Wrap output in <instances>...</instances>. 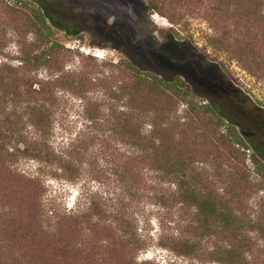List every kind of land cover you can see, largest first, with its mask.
<instances>
[{
    "label": "rangeland",
    "instance_id": "1",
    "mask_svg": "<svg viewBox=\"0 0 264 264\" xmlns=\"http://www.w3.org/2000/svg\"><path fill=\"white\" fill-rule=\"evenodd\" d=\"M46 1L58 11L63 26L56 27L47 18V29L37 21L39 0H0V64L16 67L24 57L44 49L50 53L49 62L42 66L30 62L31 80L54 77L60 71L66 76L59 87L47 85L57 102L49 133L54 150L66 148L86 130L84 113H94L97 105L112 106L110 123H102L121 128L118 116L129 102L116 88L139 79L140 93L130 108L145 114L141 125L150 129V123L160 127L168 123L175 131L185 129L181 138L169 134L173 141L167 145L174 153L161 159L183 158L188 162L186 172L199 175L203 182L211 174L226 180L228 207L233 214L240 212V222H252L254 228L244 248L245 259L230 257L226 251L211 252L212 240H202L203 250L196 255L175 252L166 243L181 231L189 237L194 231L176 219V196L169 194L170 184L161 183L150 171L151 162L129 159L131 186L122 193L113 182L111 172L129 156L122 153V133L106 138L114 154L93 163L104 168L103 175L90 167L89 179L70 181L20 153L33 127L27 123L18 134L22 122L17 113L11 117L13 125L0 128V141H8L14 154L0 150V205L7 212L0 217V264H19L14 257L28 264H129L132 259L136 264H264V171L253 159L264 161L250 146L227 144L223 135L230 120L210 119L200 109L211 100L216 108L223 106V94L210 83L212 79H220L226 88L264 109V0ZM66 25L82 29L80 36L69 34ZM22 71L29 73L26 68ZM151 75H182L190 93L177 94L164 85L149 93ZM73 78L82 85L70 86ZM25 95L28 92L21 98ZM203 161L212 168L202 169ZM141 167L143 173L138 175ZM245 173L248 185L240 180ZM29 176L34 183H29ZM85 193L117 210L120 228L94 224L92 231L81 230L74 214L83 206ZM38 200L60 212L55 222L44 217L40 227L30 215L37 211ZM124 233L139 238L142 248L128 245ZM215 240L234 241L224 233Z\"/></svg>",
    "mask_w": 264,
    "mask_h": 264
},
{
    "label": "trees",
    "instance_id": "2",
    "mask_svg": "<svg viewBox=\"0 0 264 264\" xmlns=\"http://www.w3.org/2000/svg\"><path fill=\"white\" fill-rule=\"evenodd\" d=\"M39 3L40 7L37 8L36 13L38 22L49 29L46 25V19L48 18L54 26H63L61 17L56 9L51 8L46 0H39ZM64 27L69 34L75 37L80 36L82 31V29L73 25H66ZM49 55L50 53L48 51L41 49L31 57L27 56L21 59L16 67L5 62L0 64V128L5 124L13 125L14 121L11 120V117L17 113L18 116H20V122H22V126L21 123H18V134L23 133L22 127L26 126L27 123L33 127L32 134L27 137V139H23L22 142L24 145L23 148L19 150L20 153L25 157L33 158L41 166L50 168V170H52L50 172L57 176H62L70 181H77L82 178L86 181L90 176L88 172L90 167L91 172H96L99 176L104 174V168H95L93 163L94 161L99 162L105 156L110 157L114 154L115 148L106 138L112 137L114 133H118L119 131L122 133L120 135L122 153L129 156L126 158L125 162H122L120 167H117V169L111 172L114 176L113 182L115 186L121 193L130 188L131 182L129 176L131 177V170L128 165L130 163L129 159L138 158L140 162L150 161L152 164L149 166L150 171L156 173L161 183L170 184L171 190L169 194L176 196L175 203L177 205L174 208H177V212H179L176 219H178L179 223L183 222L188 228L190 226L194 231L192 237L187 236L184 231H181L177 236H173L171 243H166V245L175 252L196 255L201 249L203 250L200 246L202 240H212L211 252L221 253L222 251H226L230 257L238 258L242 256L245 259L246 254L244 248L248 246L250 239L249 232L253 230L254 223L240 222V212L237 211V213L233 214V208L228 207L229 185L226 180L221 177L214 178V175L211 174L209 179L207 178V181L203 182L196 177L199 175L194 177L186 172L188 162L183 158L161 159L165 155L169 156L174 153L173 149L169 148L167 145L169 140L173 141L170 139L169 134L174 138L175 136L181 138L185 129L182 126L179 131H175L168 123H163V127L150 123V129H145V127L141 125V118H143L145 114L137 111L135 108H130V103L139 96L140 87L142 85L141 80L134 79L116 88V91L121 94L120 97L126 98L129 102V107L127 106V109L121 111L118 116L119 118L121 117L123 123L121 128L116 129L114 127H109V124L104 125L102 123H110V119L115 113L112 106H105L103 108L102 105H97V109L94 113L87 111L84 113V119L89 124L86 130L73 139L66 148L54 150L50 142L49 133L53 122V105H56L57 102L55 94L53 91L48 90L47 85L52 84L53 86L59 87V83H61L62 79L66 76L60 71V73L54 77H48L41 81H34L33 79L31 80V66H28L30 62H34L33 64L35 66H42L45 62H49V60L46 59ZM33 64L31 65L33 66ZM129 66L137 70V68L132 65ZM24 68L29 71L28 74L22 71ZM151 76L153 80L147 85V91L149 93H152L157 87L163 85L167 86V88H172L177 94L185 95L190 93L188 86H186L187 82L184 81L182 75H165L163 78L156 75ZM35 83H37L38 86H34ZM69 84L74 88L82 85L81 81L77 78H73ZM26 92H28V95H25V99H22V94H26ZM164 95L168 96L166 93H164ZM192 108L193 110L195 109V107ZM200 109L201 113L210 119L215 118L221 121L222 118L225 117L221 109L216 108L212 104L204 105ZM12 125H10V127H12ZM11 134L14 133L12 132ZM12 136H15V134ZM223 136L227 137V144L236 143L240 147H252L255 156L258 154L264 161V153L259 150L260 146L248 143L245 139V137H247L246 134L238 129L236 123L231 122V125L226 127ZM9 148L8 141H0V150L9 155H14L13 152L9 151ZM253 161L257 163L258 170L264 171L263 163H260L259 160L255 158ZM101 164L104 165L105 163ZM203 164L204 165L201 166L202 169H206L207 166L212 168V165L204 161ZM222 166L223 165H220V167ZM143 168L144 167L137 168L138 175H142ZM32 178L34 177H27L29 183L35 182ZM240 180L245 185L251 183L246 173L241 175ZM245 187L248 188L247 186ZM84 198L85 201L83 206L74 214L79 218V222H81V230L92 231L93 228L91 226L94 224H100L108 228L111 227L112 224H115L117 228H120L121 223H118V218H120L118 216L120 215L117 210L111 208L102 201H98V199L95 201L88 194H86ZM36 207L37 211H32L30 215L36 218L40 227H42L46 220L44 217L55 222L60 216V212L46 208L42 200H38L35 208ZM6 213L5 209L0 205V217ZM174 221L177 222V220ZM51 232L55 233V230ZM223 233L230 235L234 240L233 243L227 240L222 244L220 241L215 240L219 234ZM123 237H125V241H127L126 243L128 245H134L136 249L142 248L143 242H141L139 238L135 236L134 238L128 237L126 233H124ZM14 259H16L19 264H28L26 259L15 257ZM129 264L136 263L134 259H132Z\"/></svg>",
    "mask_w": 264,
    "mask_h": 264
},
{
    "label": "flooded vegetation",
    "instance_id": "3",
    "mask_svg": "<svg viewBox=\"0 0 264 264\" xmlns=\"http://www.w3.org/2000/svg\"><path fill=\"white\" fill-rule=\"evenodd\" d=\"M210 83L223 94L221 111L226 119L236 123L238 129L246 134V141L260 146L259 150L264 153V109L251 105L247 97L226 88L220 79H212Z\"/></svg>",
    "mask_w": 264,
    "mask_h": 264
}]
</instances>
